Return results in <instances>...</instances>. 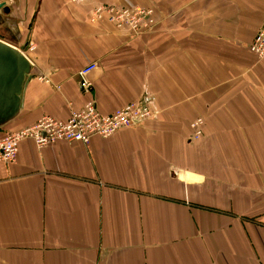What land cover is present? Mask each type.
Instances as JSON below:
<instances>
[{"label":"crops","instance_id":"1","mask_svg":"<svg viewBox=\"0 0 264 264\" xmlns=\"http://www.w3.org/2000/svg\"><path fill=\"white\" fill-rule=\"evenodd\" d=\"M101 5L156 23L92 21ZM263 25L264 0H0V39L36 45L0 137L89 101L158 110L89 144L21 141L0 162V264H264V57L249 48Z\"/></svg>","mask_w":264,"mask_h":264},{"label":"built area","instance_id":"2","mask_svg":"<svg viewBox=\"0 0 264 264\" xmlns=\"http://www.w3.org/2000/svg\"><path fill=\"white\" fill-rule=\"evenodd\" d=\"M154 14L152 8H144L138 5H101L93 11L91 20L97 21L106 15L108 20L117 28L132 34H141L150 31L154 27L156 23ZM35 48V43L29 42L26 49L30 52ZM249 48L258 58L264 57V25ZM22 52L29 59L28 51ZM96 66V62H90L79 71L83 88L86 89L90 86L87 75ZM157 114L158 110L138 100L118 108L111 114H103L99 111L96 102L89 101L83 108L72 110L67 120H59L46 115L26 128L8 132L1 136L0 162H15L18 156L19 144L23 140H32L39 148L53 145L60 140L89 144L95 136L106 138L120 129L142 126L148 119ZM191 126L193 128L191 140L201 138L203 136L204 118H197Z\"/></svg>","mask_w":264,"mask_h":264},{"label":"water","instance_id":"3","mask_svg":"<svg viewBox=\"0 0 264 264\" xmlns=\"http://www.w3.org/2000/svg\"><path fill=\"white\" fill-rule=\"evenodd\" d=\"M33 76L32 63L21 49L0 39V128L20 114Z\"/></svg>","mask_w":264,"mask_h":264},{"label":"rangeland","instance_id":"4","mask_svg":"<svg viewBox=\"0 0 264 264\" xmlns=\"http://www.w3.org/2000/svg\"><path fill=\"white\" fill-rule=\"evenodd\" d=\"M21 51H25V52H27V51H29V50L26 49V48H22ZM156 116H157V115H156ZM156 116H154V117H152V118H155ZM152 118H150V119H152ZM150 119H148V120H150ZM148 120H147V121H148ZM147 121H146V122H147ZM146 122H145V123H146ZM143 125H144V124H143Z\"/></svg>","mask_w":264,"mask_h":264}]
</instances>
